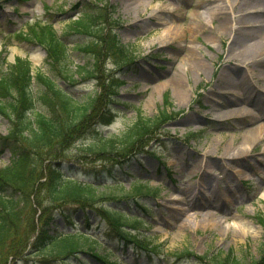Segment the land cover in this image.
Wrapping results in <instances>:
<instances>
[{"label": "rangeland", "instance_id": "374dc122", "mask_svg": "<svg viewBox=\"0 0 264 264\" xmlns=\"http://www.w3.org/2000/svg\"><path fill=\"white\" fill-rule=\"evenodd\" d=\"M1 1L0 52L4 50L9 62L16 56L28 57L33 69L45 68V52L37 44L13 37V32L39 19L53 22L61 33L70 16L88 9L84 6L74 13L75 5L92 3ZM104 1L114 5V17L121 22L118 38L132 46L137 65L120 70L125 80L120 98L128 104L120 106V113L103 132L122 128L136 108L144 116L156 114L165 92L183 113L164 125L154 145L163 162L149 155L130 166L135 176L148 177L149 183L162 188L161 196L148 200L146 214L151 222L146 235L155 234L150 241L159 254L148 258L144 250L125 247L117 236L101 233L99 237L110 247L103 253L113 264H201L171 254L184 248L198 254L231 250L243 259L258 258L264 245V227L254 219L258 213L264 215V58L245 63L237 58L239 44L231 43L232 38L238 42L246 37L247 29L238 31L235 26L252 10L264 7V0ZM224 10L235 27L232 32L228 28L221 33L217 27ZM259 16L264 17V12ZM84 40L77 35L69 38L71 45ZM230 45L233 52L227 61ZM73 56L78 63L84 61L76 51ZM196 58L203 59L204 68L193 66L191 59ZM222 70H230L236 81L243 78L242 87H218ZM91 87L92 81L87 80L75 92ZM6 127L0 118V134ZM190 132L198 136H189ZM10 159V152L3 150L0 166ZM123 179L128 184L132 177Z\"/></svg>", "mask_w": 264, "mask_h": 264}, {"label": "trees", "instance_id": "16d2710c", "mask_svg": "<svg viewBox=\"0 0 264 264\" xmlns=\"http://www.w3.org/2000/svg\"><path fill=\"white\" fill-rule=\"evenodd\" d=\"M112 10L108 2L93 4L78 19L67 22L61 34L52 23L40 20L13 33L45 48L46 69L32 71L26 57L16 56L8 62L0 53V117L8 123L6 133L0 135V149L7 147L13 154L11 162L0 167V264L25 263L32 255H38L34 264H75L73 259L85 264L87 259L79 258L84 252L99 259L92 235L85 231L49 233L50 220L60 214L73 224L75 211L91 212L108 230L134 242L138 233L124 227L138 229L144 222L124 208L130 210L134 201L145 209L141 200L159 194V189L147 183L107 184L103 175L116 179L114 166L145 150L150 135L167 119L165 108L151 117L137 113L117 134H98L101 137L90 143L75 144L93 122L108 121L111 100L121 81L114 78L106 60L114 57L113 64L118 66L134 59L132 49L115 40ZM73 35L86 38L70 47L68 37ZM74 50L82 54L84 63L74 62ZM84 79L94 80L93 90L74 94L70 86ZM163 101L169 104L166 95ZM74 147L82 150L84 162L73 160L77 156L69 150ZM97 160L101 168H86L88 162ZM78 168L88 175L87 180L63 172ZM119 171L129 173L124 168ZM257 220L264 226L263 216L257 215ZM176 254L194 256L204 264H264V245L259 259H243L234 251L198 255L188 248Z\"/></svg>", "mask_w": 264, "mask_h": 264}, {"label": "bare ground", "instance_id": "6f19581e", "mask_svg": "<svg viewBox=\"0 0 264 264\" xmlns=\"http://www.w3.org/2000/svg\"><path fill=\"white\" fill-rule=\"evenodd\" d=\"M260 12H264V7L261 9L252 10L250 16H246L243 19L239 20V24L235 27L236 30L241 31L242 28L247 29L246 37L241 39L237 42L236 38H232V45L235 43L239 44V52L237 53V58L245 63H250L251 60H255L257 58H264V17L259 16ZM250 13V12H249ZM199 17V16H197ZM218 29L221 33H224L226 29L230 28L231 32L235 30L234 26H230V17L224 10L218 15ZM199 21V19H198ZM200 22V21H199ZM197 29L202 30L203 26H198ZM194 37L197 36L196 31L193 30ZM232 45H230L229 55L227 57V61H229L230 56L232 54ZM190 50H194L196 52L197 48L194 46H190ZM199 53V52H198ZM204 57V56H203ZM193 66L197 68H204L205 63L203 59L196 58L191 59ZM185 69L184 67H181ZM264 72V69H263ZM179 74V73H178ZM232 73L230 70H222L221 76L218 78L217 86L226 88V87H242L243 85V78H240L236 81V77L231 75ZM181 86L182 84L179 83ZM177 88H178V81H177ZM181 88V87H180ZM181 90V89H180ZM250 135L253 133L251 131L248 132Z\"/></svg>", "mask_w": 264, "mask_h": 264}]
</instances>
